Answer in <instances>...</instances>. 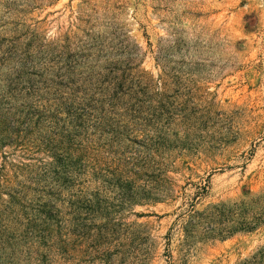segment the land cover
<instances>
[{
    "label": "rangeland",
    "instance_id": "374dc122",
    "mask_svg": "<svg viewBox=\"0 0 264 264\" xmlns=\"http://www.w3.org/2000/svg\"><path fill=\"white\" fill-rule=\"evenodd\" d=\"M260 220L264 0H0V264H242Z\"/></svg>",
    "mask_w": 264,
    "mask_h": 264
},
{
    "label": "trees",
    "instance_id": "16d2710c",
    "mask_svg": "<svg viewBox=\"0 0 264 264\" xmlns=\"http://www.w3.org/2000/svg\"><path fill=\"white\" fill-rule=\"evenodd\" d=\"M194 205H192V212H195ZM214 211L207 212V213H196L195 215L190 216L189 220H186L183 224V230L185 232V235L189 238H194V234L196 233L198 228H202L203 230H206L211 233H216L218 235H221L224 233L223 228H221V219L218 218H224V220L229 219V217L233 216V210H229L227 214H223L221 209L218 207L213 208ZM186 216V215H185ZM185 216H182L184 219ZM185 221V220H184ZM264 225V221H259L258 223L254 224H247V223H241L239 228H236V230H240L242 232H252L256 229H258L260 226ZM233 232V231H232ZM228 234H231V232H228ZM242 264H264V249L259 251L256 255H254L251 259L245 261Z\"/></svg>",
    "mask_w": 264,
    "mask_h": 264
}]
</instances>
